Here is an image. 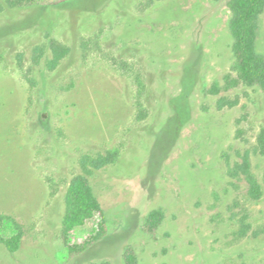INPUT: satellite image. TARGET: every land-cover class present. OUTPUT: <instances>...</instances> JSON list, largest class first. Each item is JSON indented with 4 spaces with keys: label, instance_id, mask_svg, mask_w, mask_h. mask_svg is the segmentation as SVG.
Returning <instances> with one entry per match:
<instances>
[{
    "label": "rangeland",
    "instance_id": "obj_1",
    "mask_svg": "<svg viewBox=\"0 0 264 264\" xmlns=\"http://www.w3.org/2000/svg\"><path fill=\"white\" fill-rule=\"evenodd\" d=\"M230 20L227 0H0V264H128L127 248L137 264H264V195L229 174L250 153L264 191V93L233 83ZM259 22L264 54V12ZM51 40L69 48L55 69ZM114 151L101 168L81 166ZM78 174L108 232L71 254L61 229ZM19 230L12 252L1 237Z\"/></svg>",
    "mask_w": 264,
    "mask_h": 264
},
{
    "label": "trees",
    "instance_id": "obj_2",
    "mask_svg": "<svg viewBox=\"0 0 264 264\" xmlns=\"http://www.w3.org/2000/svg\"><path fill=\"white\" fill-rule=\"evenodd\" d=\"M11 8H25L36 5H60L72 0H4ZM227 6L231 11L230 31L233 38V52L235 56L234 68L237 77L235 84L244 83L248 86H258L264 93V54L257 49V38L260 27V16L264 12V0H227ZM53 56L47 61L50 69H55L68 55L69 48L56 40H51L50 46ZM231 104V103H230ZM257 151L264 156V128L259 132L256 144ZM118 152H110L107 155H99L93 158L85 155L81 160V166L89 171L90 167L101 168L112 162ZM229 174L233 177H243L249 186V194L254 199H260L264 195L263 187L252 171L250 153L242 157V161L229 168ZM101 216L96 232L87 235L82 241L71 242V235L76 228L83 226L96 214ZM163 219V213L153 211L147 220L149 231H155ZM16 226L20 225L14 222ZM108 232V225L101 202L95 193L90 179L85 174L76 175L67 188L66 204L62 220L61 236L69 248L71 254H79L87 251L95 243L103 239ZM3 243L10 251H16L22 241V231L19 230L8 238L1 237ZM125 259L128 264H137V259L132 248H127ZM108 264V263H104Z\"/></svg>",
    "mask_w": 264,
    "mask_h": 264
}]
</instances>
